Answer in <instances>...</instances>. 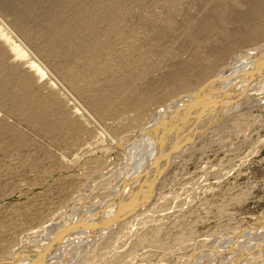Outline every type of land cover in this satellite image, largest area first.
<instances>
[{
    "label": "rangeland",
    "instance_id": "374dc122",
    "mask_svg": "<svg viewBox=\"0 0 264 264\" xmlns=\"http://www.w3.org/2000/svg\"><path fill=\"white\" fill-rule=\"evenodd\" d=\"M2 21L123 145L264 49V0H0ZM258 71L199 136L129 163L0 27V264H264Z\"/></svg>",
    "mask_w": 264,
    "mask_h": 264
},
{
    "label": "bare ground",
    "instance_id": "6f19581e",
    "mask_svg": "<svg viewBox=\"0 0 264 264\" xmlns=\"http://www.w3.org/2000/svg\"><path fill=\"white\" fill-rule=\"evenodd\" d=\"M256 8V7H255ZM172 11V10H171ZM256 11V9H255ZM257 12V11H256ZM108 13V12H107ZM253 14V13H252ZM258 14V13H257ZM114 13L110 12V16L112 18H114ZM258 16V15H257ZM0 27L1 29L6 32L10 38L21 48V50L26 54V56L31 60V62L33 64H35L37 66V68L45 75L49 78V74H51L55 79H57V81L62 85V87L65 89V93L68 95H70V101H74V106L75 108L83 115L85 116V118L88 120V122L90 124L93 125L96 124V128L99 130V134L105 139L106 142H108L110 148L120 152L123 156H125L127 158V161L129 163H131L130 161L133 160H138L140 158H142V156H146L145 152L147 151V153H149L148 149L151 148L152 146L155 145L156 141L158 140L157 138L161 137V140L164 141V143L170 144L169 141L171 140L172 142L175 141L177 139V142H190V139H193L197 136H199L198 134H200L206 127L207 125L214 119H216V117H220L217 114L220 115V111H222L225 107H231L234 106L235 104L239 103L238 99H242L244 100L245 98H249L246 97L248 93H250L251 88L254 86L255 84V80L257 79V74H259L260 76H262L263 74L258 70L260 69H264V49L260 52H258V55L255 56V58L248 62L245 63V65L243 64L241 66V68L239 69V71L234 72L235 74H233L234 76L232 77V73H231V77L229 76L224 77L226 78V80L219 82L221 85H217V84H213V86L209 85V83L211 84L214 80H212V82L207 83L208 86L210 88L207 89V86L204 88L206 89H201L199 91H197V95L200 93H206V97H204L197 106H195L192 110H190V112H188L187 115H183L182 113L183 111L181 110L179 114L176 115H170V113H172V104H169V106L167 105V109L165 108V106L163 108L166 109L165 114L160 113L159 117L157 115L154 116V120H152V124L150 125V128L148 130L147 128V132L135 141L134 144L131 145H123L121 142H119L118 140H116L115 138H113L108 132H106V130L99 124V122L89 113V111L72 95V93H70V91L60 82V80H58V78L52 74L41 62L40 60L36 57V55L24 44V42H22V40L9 28V26L4 22H0ZM6 27V28H5ZM7 29H9V31L7 32ZM17 39V40H16ZM97 47V46H95ZM263 48V47H262ZM27 49V50H26ZM28 53H31L33 55V57H31ZM30 56V57H29ZM238 70V69H236ZM264 72V71H263ZM222 73V72H221ZM223 74V73H222ZM221 74V75H222ZM228 74V73H227ZM262 74V75H261ZM251 75V76H248ZM220 76V75H219ZM224 76V75H223ZM222 77V79H224ZM260 78V77H259ZM258 78V80H259ZM215 79V78H214ZM262 80V79H261ZM260 80V82H261ZM50 81L52 82L53 80L50 78ZM55 86L56 84L54 82H52ZM218 83V84H219ZM206 84V85H207ZM205 85V84H204ZM257 85V84H255ZM264 86V84H263ZM201 88V87H200ZM215 88V89H214ZM258 88V87H257ZM59 89V88H58ZM61 89V88H60ZM199 89V88H198ZM254 89H256L254 87ZM260 89V88H259ZM263 89V88H262ZM62 90V89H61ZM203 90V91H202ZM60 91V90H59ZM64 93V96H65ZM253 91L251 90V95H252ZM196 94H192L189 95L191 97L196 96ZM234 96V98H230V101L227 99V97L229 96ZM67 96V95H66ZM188 96V98H189ZM230 96V97H231ZM249 96V95H248ZM67 98V97H66ZM182 98V99H181ZM181 98L179 97V101H181L182 103H186L183 100V97L181 96ZM187 98V97H186ZM176 105L179 103L178 102V98H176ZM190 99V98H189ZM189 99H186L185 101L189 102ZM183 100V101H182ZM193 100V99H192ZM228 100V101H227ZM237 100V101H236ZM174 105V102L171 101ZM169 102V103H171ZM178 102V103H177ZM180 102V103H181ZM187 102V103H188ZM242 102V101H241ZM72 103V104H73ZM76 103V104H75ZM181 103V104H182ZM224 104V105H222ZM180 105V104H179ZM179 105H177V107H179ZM184 105V104H183ZM181 106V105H180ZM220 106V107H219ZM186 108V107H185ZM213 108V109H211ZM220 108V111L217 109ZM238 108V107H237ZM208 109H211L210 111ZM174 110V109H173ZM175 110H176V106H175ZM174 110V111H175ZM185 110V109H184ZM225 110V109H224ZM228 110V109H226ZM225 110V112H226ZM185 112V111H184ZM159 114V113H158ZM173 114V113H172ZM206 114H208L206 116ZM205 115V117H204ZM223 115V114H222ZM204 117V118H203ZM206 118L207 121H204V119ZM204 121V122H203ZM168 122V125H166ZM166 123V127H163L161 129H156V127H158L159 124H164ZM99 128H98V127ZM209 127V126H208ZM154 128V130H153ZM206 131V129H205ZM142 138V139H141ZM163 138V139H162ZM141 139V140H140ZM157 139V140H156ZM160 140V141H161ZM166 140V141H165ZM170 141V142H171ZM192 141V140H191ZM171 142V143H172ZM163 144V142H160ZM159 143V144H160ZM112 144H118L120 146L123 147L122 150H119L117 148L114 147V145ZM161 145V144H160ZM184 145V144H183ZM160 148V147H159ZM157 150V149H156ZM162 150V149H161ZM160 151V149H159ZM166 151V150H165ZM156 152V151H155ZM166 153V152H165ZM126 162V161H125ZM133 165V164H132ZM127 168V167H126ZM131 171V170H130ZM126 172V171H125ZM129 173V172H128ZM130 174V173H129ZM126 175V174H125ZM131 175V174H130ZM129 175V176H130ZM133 176V175H132ZM131 178V176H130ZM129 178V179H130ZM133 179V177H132ZM127 187V186H126ZM126 193V192H125ZM122 195V194H121ZM133 195V194H132ZM123 198V197H121ZM127 199V198H126ZM120 202V201H117ZM123 204V203H121ZM120 205V204H119ZM119 207V206H117ZM132 207V206H131ZM126 210V209H125ZM99 211V210H98ZM104 214V213H103ZM111 218V217H108ZM113 218V217H112ZM103 220V219H101ZM96 221V220H95ZM94 221V222H95ZM82 222V221H81ZM93 222V223H94ZM99 222V221H98ZM101 222V221H100ZM108 222V221H107ZM83 224V223H82ZM95 224V223H94ZM108 224V223H107ZM257 226V225H256ZM255 226V227H256ZM92 228V227H91ZM263 228V227H262ZM255 229V228H254ZM76 230V229H75ZM261 230V229H260ZM60 231V230H59ZM247 231V230H246ZM80 232V231H79ZM78 232V233H79ZM254 232V231H253ZM264 232V231H263ZM74 233V232H72ZM249 233V232H248ZM252 234V233H251ZM249 235V234H247ZM72 237V236H71ZM49 238V237H48ZM70 238V236H69ZM74 238V237H73ZM72 238V239H73ZM246 238V237H245ZM244 239V238H243ZM263 240V239H262ZM70 241V240H69ZM66 242V241H65ZM256 242V241H255ZM59 243V242H58ZM250 243V242H249ZM66 244V243H65ZM252 245V244H251ZM252 247V246H251ZM57 248V247H56ZM55 248V249H56ZM59 248V247H58ZM248 248V247H247ZM250 248V247H249ZM54 249V247H53ZM61 249V248H60ZM246 250V249H245ZM49 252V251H47ZM53 252V251H52ZM23 253V252H22ZM32 253V252H31ZM219 254V253H218ZM40 258V257H39ZM31 259V258H30ZM29 259V260H30ZM38 259V258H37ZM226 259V258H225ZM12 260V259H11ZM206 260V259H205ZM26 261V259H25ZM38 262V260H36ZM27 262H29L27 260ZM36 262V264H37ZM239 262V261H238ZM27 264V263H26ZM32 264V262H31Z\"/></svg>",
    "mask_w": 264,
    "mask_h": 264
},
{
    "label": "water",
    "instance_id": "95a60500",
    "mask_svg": "<svg viewBox=\"0 0 264 264\" xmlns=\"http://www.w3.org/2000/svg\"><path fill=\"white\" fill-rule=\"evenodd\" d=\"M248 76H251V75H248ZM220 79H221V76H218L217 78H215V80H214V83H219L220 82ZM206 93H200V94H198V95H196L194 98H193V100L188 104V108H187V110L185 111V112H183L182 113V116L183 115H187L188 114V112H190V110H192L195 106H197L198 105V103L204 98V97H206ZM231 96V95H230ZM227 97V99L230 101V98H234V96L232 95L231 97ZM227 100V101H228ZM222 105H224V104H222ZM220 107V106H219ZM211 109H213V108H211ZM211 109H208L209 111L211 110ZM166 123H164V124H159L158 125V127H156V129H161V128H163V127H166V125H168V122H167V124L165 125ZM153 130H154V128H153ZM176 142H177V139L174 141V143L172 144V148L174 147V145L176 144ZM112 145H114V147L115 148H117V149H119V150H122L123 149V147L122 146H120V145H118V144H112ZM162 158H163V156H161V158L158 160V162H157V168H156V172H155V175H157V173H159V170H160V168L162 167V165H161V161H162ZM161 166V167H160ZM165 166V165H164ZM163 166V167H164ZM163 169V168H162ZM140 187V186H139ZM102 227V224H99V223H95L94 224V226H93V228H92V233H95V232H97L100 228ZM72 233H63V234H61L60 236H58L55 240H54V242H52L49 246L51 247L52 245H54V244H56V243H58L60 240H62L63 238H65V237H67V236H69V235H71ZM42 255H43V253H42ZM25 256V255H24ZM22 257V255H18L17 257H16V259H14V260H11L10 262H8V264H14L15 262L14 261H17V260H19L20 258Z\"/></svg>",
    "mask_w": 264,
    "mask_h": 264
}]
</instances>
